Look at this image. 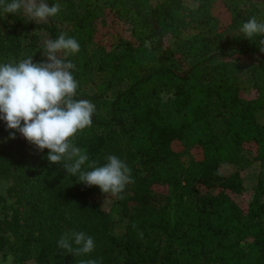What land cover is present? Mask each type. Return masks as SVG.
<instances>
[{
  "label": "trees",
  "instance_id": "obj_1",
  "mask_svg": "<svg viewBox=\"0 0 264 264\" xmlns=\"http://www.w3.org/2000/svg\"><path fill=\"white\" fill-rule=\"evenodd\" d=\"M60 1L59 15L41 24L29 22L23 14L4 16L0 11V63L30 56L34 63L45 62L37 32L44 30L54 40L63 33L60 24L69 23L71 29L63 34L80 45L77 54L66 58L76 66L75 98H88L96 108L91 127L78 132L73 143L86 150L89 162L103 165L109 151L118 149L120 136L147 166L148 175L134 187L141 215L129 217L119 240L105 246L96 260L264 264V173L255 175L246 209L232 198L244 192V171L256 164L264 168V56L257 57V44L242 34L223 40L228 30L251 16L264 20V0H222L230 16L226 28L212 13L217 0H198L188 21L196 32L184 37L189 25L175 14L179 0H169L161 10L150 0ZM107 13L128 24L135 42L120 40L119 54L91 53L96 25ZM228 50H236L240 60L210 64L216 52ZM93 71L105 77L103 86L89 95L86 86L94 82ZM165 87L173 90L167 104L158 98ZM0 130L16 148L18 176L29 189L32 216L40 217L39 234L22 242L28 254L24 258L61 264L51 261L47 251L48 236L60 238L61 230L71 225L50 189L49 180L60 166L49 164L48 150L39 152L18 132L8 139L10 130L2 120ZM3 158L0 155V175L6 172ZM222 168L228 172L222 174ZM83 169L90 170L87 164ZM94 194L105 195L97 186L78 183L80 201ZM121 195L116 204L126 213ZM3 232L0 223V252Z\"/></svg>",
  "mask_w": 264,
  "mask_h": 264
},
{
  "label": "clouds",
  "instance_id": "obj_2",
  "mask_svg": "<svg viewBox=\"0 0 264 264\" xmlns=\"http://www.w3.org/2000/svg\"><path fill=\"white\" fill-rule=\"evenodd\" d=\"M0 11L4 16L23 14L29 22L42 23L58 15L61 5H49L46 0H0ZM239 32L264 53V20L251 16ZM43 46L45 62L34 63L30 56L0 63V120L10 130L8 139H15L18 132L39 152L48 150L45 158L49 164L65 162L66 173L78 177V183L97 186L107 197L123 199L126 186L134 183L125 161L109 154L103 165L89 162L86 150L73 143L78 132L91 127L96 111L90 101L75 98L76 66L66 58L80 51L78 41L62 33L57 39H46ZM86 164L90 170L83 169ZM57 247L68 254L86 256L94 251L95 241L85 232L73 230L61 235ZM79 264L102 261L86 259Z\"/></svg>",
  "mask_w": 264,
  "mask_h": 264
},
{
  "label": "rangeland",
  "instance_id": "obj_3",
  "mask_svg": "<svg viewBox=\"0 0 264 264\" xmlns=\"http://www.w3.org/2000/svg\"><path fill=\"white\" fill-rule=\"evenodd\" d=\"M46 2L48 3V0ZM149 2L152 7L159 10L163 9V5L169 4V0H150ZM56 3L61 5L60 0H55ZM197 6L198 0H179V5L174 10L177 17L183 19L189 25V27L183 30V37L196 32L191 27L193 24L188 21L192 19L190 13ZM212 13L218 18L221 26L226 28L230 22V16L225 11L222 0L215 2ZM240 27L241 25L228 30L223 40L225 41L234 35L241 34L239 32ZM59 28L65 33L71 29V25L63 22ZM0 31H2L1 26ZM37 33L40 36L44 52V41L49 39V36L44 30H40ZM120 40L135 42L129 31L128 24L118 19L112 13H107L96 25L93 43L89 46L90 52L97 54L95 51L102 50L106 53L119 54L122 51ZM256 55L260 58L264 56V53L258 52ZM238 60H240L238 52L236 50H228L222 55L216 52L210 60V64L216 65ZM93 67L96 66L93 64ZM92 74L94 82L86 86V93L89 95H93L98 91L99 84L103 86L102 80L105 77V73L101 74L100 72L93 71ZM158 98L164 104L170 103L173 99V90L166 87L161 89L158 93ZM84 100L91 102L88 98ZM118 140V149L114 152L109 151V154H114L125 161L131 169L132 178L134 179V183L127 185L123 192L126 213L119 210L116 204V197L94 194L88 197L87 202L80 201L77 197L78 177H72L67 174L63 166L65 162H61L59 164L60 168L49 180L51 192L55 201L60 205V210L66 211L70 217L71 225L67 224L66 228L61 230V233L73 230L83 231L94 239L95 249L86 256L68 254L66 251L58 249V235L50 234L48 236L47 251L51 261L58 259L61 264H79L81 260L101 257L105 246H114L116 241L119 240L127 227L129 217L141 215L142 211L140 204L135 198L134 187L142 178L148 175L147 166L125 143L123 138L118 136ZM173 147L175 150H178L179 145L174 144ZM0 155L4 157L3 163L5 164L6 171L5 174L0 175V223L4 229L3 237L5 238L4 248L0 252V264H39L33 258H24L27 253L22 249V242L29 235L36 236L39 234L36 225L40 217L38 214L32 216L29 189L18 176L15 166L16 148L14 145L6 142L1 130ZM196 155L199 156L198 153ZM251 167L253 170H246L242 174L245 187L243 194L232 197L242 209H246L247 204L252 198L255 175L257 173L259 175L264 173L262 166L258 167L256 164V166ZM220 171L222 174L228 172L225 168H222ZM109 253H111L110 249L107 250L106 254L108 255Z\"/></svg>",
  "mask_w": 264,
  "mask_h": 264
}]
</instances>
